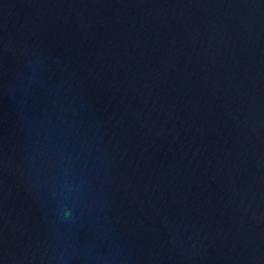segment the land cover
Returning a JSON list of instances; mask_svg holds the SVG:
<instances>
[{
	"label": "water",
	"instance_id": "95a60500",
	"mask_svg": "<svg viewBox=\"0 0 264 264\" xmlns=\"http://www.w3.org/2000/svg\"><path fill=\"white\" fill-rule=\"evenodd\" d=\"M0 264H264V0H0Z\"/></svg>",
	"mask_w": 264,
	"mask_h": 264
}]
</instances>
